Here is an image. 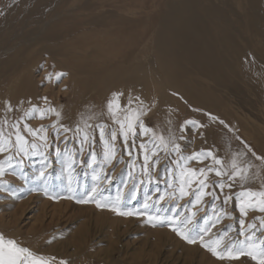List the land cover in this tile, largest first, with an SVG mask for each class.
<instances>
[{
	"label": "rangeland",
	"instance_id": "rangeland-1",
	"mask_svg": "<svg viewBox=\"0 0 264 264\" xmlns=\"http://www.w3.org/2000/svg\"><path fill=\"white\" fill-rule=\"evenodd\" d=\"M114 1H120L118 7L119 10L121 9L120 16L130 22L133 21L131 23L136 28L133 40L137 50L142 51L141 34L144 28L149 27L148 31L151 30L152 35L150 47L154 56V37L158 34L160 18L166 11L169 0H39L38 2L28 0L18 5H12L13 0H2L0 4V11L3 13L0 14V54H2L0 55V121L7 119L11 124L21 118L31 105L45 108L50 103L61 113L60 123L73 129L77 124L83 126V119L90 115L95 116V119L89 121L91 124L105 122L102 119L107 116L105 112H96V108L93 109L88 105V99H91L95 92L89 87L82 86L87 92L84 97L81 94V87L76 85L86 79L87 71L81 76H76L81 68L90 69L109 60L107 54L102 56L99 53L104 48L98 46L102 44V34L115 32L111 27L110 18L104 20L105 26L98 28L100 31L92 32L91 27L84 24L93 19L101 20L109 17L111 14L109 11L115 7L112 4ZM209 1L221 5L223 10L229 13L230 6L240 15L247 10L246 4L242 7L244 5H238L236 1L229 4L228 0ZM122 4L124 6H121ZM125 5L126 9H123ZM16 8L19 11L23 9L22 12L20 11L21 16L10 17L9 13L15 12ZM127 8L133 11L128 12ZM38 11H44L45 19L52 20L53 23L42 26L38 20L30 19L33 21H29L31 23L25 26V18ZM229 16L234 22L240 19L231 13ZM120 25L123 26V22L119 23ZM41 28H45L42 33L38 31ZM260 28L261 30L257 31L251 25V32L245 34L244 39L250 40L248 47L263 75L261 84L260 81L259 83L237 81L234 86L230 85V91L225 92L200 89L214 106L211 111L217 122L214 129L200 126L199 121L193 118L186 120L196 121L199 126L193 128L190 124L181 123L174 132H167L164 135L165 132L156 129L153 123L145 122L158 135L175 138L185 155L211 150L226 162L236 157L241 166L249 168V179L244 187L254 190L264 189V22L261 23ZM121 38L125 49L130 35ZM256 49L259 52H256ZM62 53L64 56L61 55ZM56 73L62 74L59 80L56 79ZM50 74L51 80L48 79ZM44 97H47V101L42 99ZM6 102L10 103L12 111H6ZM208 113L206 116L211 118ZM146 118L147 115L143 119ZM54 119V116L45 120L33 119L28 123L35 128L40 124L49 125ZM182 127L183 131H181ZM10 130L6 127L5 134L7 135ZM49 135L51 137L52 133L50 132ZM67 135L72 138L71 132ZM210 136H213V139L217 137L218 141H214ZM147 140V136H141L137 140V145ZM97 142L99 143L98 132ZM59 146L61 149L65 147L62 142ZM68 146V151L78 150V140L70 139ZM96 151H100L99 147ZM237 153L241 155L237 157ZM48 156L51 167L48 169L49 179L46 187L36 179L38 169L41 167L39 156L23 161L22 175L18 169L16 175L6 174L3 177L6 183L5 187L0 188V233L5 238L16 240L19 245L29 248L34 253L49 258L51 264H60V261H65L66 264H256L248 256H241L237 260H220L202 247L200 240L188 243L167 224L152 227L147 222L146 215L139 217L117 215L108 207H97L95 202L78 203L76 199L68 198L70 192L67 174L64 172V164L57 162L55 146L48 150ZM3 158L4 156L0 154V159ZM176 159L175 154L162 157L153 173L152 181L149 182L142 176L143 154L137 149H132L129 155L128 150L118 142L117 156L110 164L104 165L101 182H98L92 172V167L97 166H88L90 157L86 147L83 153L77 155L73 188L76 190V195L81 196L99 183L97 195L101 197L102 204L115 200L117 194L122 193V210L144 212L143 205L148 197L155 200L160 194L169 190L165 182L166 167L175 168ZM97 171H99L98 167ZM210 178L219 179L214 174ZM142 179L143 183H141ZM133 184L135 189L130 191L133 189ZM29 189L33 190L29 191ZM241 190L239 184L231 190L225 188L223 193L216 189L219 195V199L215 201L216 216H220V221L208 235L204 236V241L217 235H224V232H227V235L224 236L221 248L233 241H245V237L239 234L240 219L245 220L246 233L254 232L253 238L257 242L264 240V226H261L264 213L249 210L247 216H241L235 195L227 205L223 204L224 194L229 191L236 194ZM211 199V196H206L204 202L207 203ZM188 201L189 198L171 202L162 201L164 210L160 214L165 217L175 215L183 220L191 211H196L197 216L193 224L188 225V228L194 231L204 227L205 218L209 223L216 219L211 208H205L203 205L192 208ZM43 202H49L51 205L70 204V207L67 210L54 211L51 205L46 209L42 208ZM23 205L25 207L20 211ZM221 207H224L229 215L221 214L219 212ZM148 211L155 212V209ZM252 223H255L256 228L248 229L247 226ZM237 247L243 245L237 244ZM53 257L55 259H51Z\"/></svg>",
	"mask_w": 264,
	"mask_h": 264
},
{
	"label": "snow or ice",
	"instance_id": "snow-or-ice-1",
	"mask_svg": "<svg viewBox=\"0 0 264 264\" xmlns=\"http://www.w3.org/2000/svg\"><path fill=\"white\" fill-rule=\"evenodd\" d=\"M61 75V73H56V79L59 80ZM48 79H52L51 74ZM121 95L123 94L113 93V98L106 104L107 111L104 114L107 115L111 124L105 122L91 124L89 121L95 119V116L90 115L86 119L82 118L83 126L77 124L73 129L60 123L61 113L51 106L50 103L45 108L31 105L29 109L25 110L21 118L11 124H9L7 119L0 121V154L4 156L3 159H0V188L5 187L6 182L3 181V177L6 174L16 175L19 169L22 175L23 161L34 156L41 158V167L38 169L36 179L46 186L49 179L48 169L51 167L48 150L55 146L57 162L64 164V172L67 174L66 179L70 192L68 198L76 199L78 203L95 202L97 207H108L116 212L117 215L137 217L146 215L147 222L152 227H156L158 224H167L188 243H195L200 240L202 247L212 252L220 260H237L241 256H248L256 264H264V240L257 242L253 238L254 232H245L244 219L239 220V234L245 237V241H233L221 248L227 232H224V235H217L215 238L204 241V236L208 235L211 229L215 227V224L220 221V216H216L215 201L219 199L216 189L223 193L225 188L231 190L235 185L239 184L242 190L236 194L231 191L224 194L223 204L227 205L233 199V195H235L239 202L241 216H247L249 210L264 213V189L254 190L244 187L249 179V168L241 166L240 161L236 157L226 162L216 156L211 150H201L185 155L181 145L176 142L175 138H165L163 134L158 135L153 128L145 124L143 118L151 111L154 104L145 107V102L138 96H129L128 103L121 106L119 101ZM42 99L47 101V97ZM133 104L136 107H132ZM12 110L10 103L6 102V111L10 112ZM53 116L55 119L49 125L40 124L34 128L28 123V121L33 119L45 120ZM212 119H215V117H212ZM221 123L223 122L221 121ZM185 124H190L193 128L199 126L196 121H186ZM6 127L11 129L7 135L5 134ZM181 131H183V127ZM50 132L52 133L51 137L49 135ZM69 132L72 133V138L68 137L67 134ZM97 132L99 143L97 142ZM62 136L63 140H61ZM141 136H147L148 140L146 142L142 141L137 145V140ZM70 139L78 140V150H67ZM61 142L65 145L64 149L59 146ZM118 142L124 149L128 150L129 155H131L132 149H137L143 154L142 176L149 182L152 181L153 173L156 166L160 164L162 157H169L173 154L177 156L174 161L176 167H166L165 182L169 190L160 194L155 200L152 197H148V200L143 205L144 212L122 210V193H118L115 200H109L102 204L100 202L101 197L97 195L99 183L91 191L85 192L81 196H77L76 190L73 188L77 155L83 153L87 147L90 157L88 166L96 165L99 168V171H97V167H92V172L94 179L100 182L104 172V165L110 164L117 156ZM97 147L100 149L99 152L96 151ZM240 155V153L236 154L237 157ZM257 159H260V157H257ZM205 161H208V163H205ZM194 164L203 166L195 167L193 166ZM212 174L219 179L210 178ZM143 182L142 179L141 183ZM134 189L135 184H133V189L130 191ZM31 190L33 189H29V191ZM206 196H211V201L205 203L204 198ZM185 198H189L188 202L192 208H196L197 205L211 208L216 219L209 223V220L205 218L204 227L199 231H194L188 228V225L193 224V220L197 216L196 211H191L190 215L184 216L183 220H180L175 215L165 217L160 214L164 207L161 204L162 201L168 200L171 202ZM148 201H151V203ZM153 208L155 212L148 211ZM219 212L225 216L229 215L224 207H221ZM169 221L172 223H167ZM261 226H264V219H261ZM247 227L248 229H254L256 225L252 223ZM237 244H242L243 247H237ZM0 264H51V260L34 253L27 247L19 245L14 239L5 238L0 233ZM60 264H66V262L60 261Z\"/></svg>",
	"mask_w": 264,
	"mask_h": 264
},
{
	"label": "bare ground",
	"instance_id": "bare-ground-1",
	"mask_svg": "<svg viewBox=\"0 0 264 264\" xmlns=\"http://www.w3.org/2000/svg\"><path fill=\"white\" fill-rule=\"evenodd\" d=\"M25 1L28 0H13L12 5L23 4ZM234 1L238 5H244L242 7H245V4L247 6V10L241 15L233 7H229L230 13L240 18L235 22L221 5L213 4L209 0H169L166 11L160 18L158 34L154 37V56L150 47L152 35L151 30L148 31L149 27L142 31L143 49L138 51L134 47L136 28L131 23L133 21L120 16V1H114L112 4L115 7L109 11V17L93 19L84 24L91 27L92 32L100 31L98 28L105 26L104 20L110 18L111 27L115 31L102 34V44L98 46L104 48L99 53L102 56L107 54L109 60L90 69L81 68L77 73L76 77L81 76L84 71L88 74L83 82L76 84L81 87L82 96L87 94L82 86L95 92V95L88 99V105L96 108V112L106 113V104L113 98V93L123 94L119 97L121 106L128 103L129 96H138L145 102V107L154 104L144 122L153 123L156 129L165 132L164 135L174 132L181 123L183 125L187 121L186 119L193 118L199 121L200 126L214 129L217 125L211 113L214 106L200 89L225 92L237 81H260L261 84L263 77L259 64L248 47L250 40L246 38L245 41L244 35L250 34L251 25L255 30H261V23L264 22V0H228V4ZM126 5L123 9H126ZM20 11L16 8L9 16L19 18ZM126 11L133 10L127 8ZM0 14L3 13L0 11ZM44 15V11L28 15L29 17L25 18V26L31 23L29 21H33L30 19L38 20L42 26L53 23L52 20L45 19ZM121 22L123 26H119ZM38 31L42 33L45 28ZM126 35H130V39L124 49L121 37ZM256 52H259L258 49ZM61 55L64 56V53ZM132 107L136 105L133 104ZM207 113L211 118L206 116ZM102 119L111 124L107 116ZM210 138L213 139V136ZM213 140L218 141V138L214 137ZM50 205L49 202H43L42 208L46 209ZM51 206L54 211H61L67 210L70 204ZM62 206H65L64 209ZM24 207L25 205L20 211Z\"/></svg>",
	"mask_w": 264,
	"mask_h": 264
}]
</instances>
